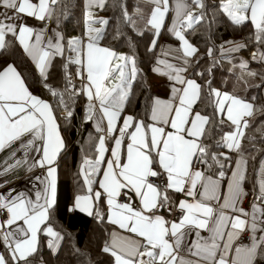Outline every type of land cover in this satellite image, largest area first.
Returning a JSON list of instances; mask_svg holds the SVG:
<instances>
[{"label": "snow or ice", "instance_id": "1", "mask_svg": "<svg viewBox=\"0 0 264 264\" xmlns=\"http://www.w3.org/2000/svg\"><path fill=\"white\" fill-rule=\"evenodd\" d=\"M147 2L152 5L149 12L138 9L136 15L143 20L139 34L152 33L148 51L158 48L170 15L167 31L179 46L159 48L152 71L167 78L170 92L168 98H150L144 118L124 115L140 72L135 57L102 46L104 28L92 27L109 23L88 10L93 4L103 8L105 0H86L85 31L66 43L60 31L48 35L43 28L37 31L18 22L23 17L58 19V10L60 15L66 10L63 0H0L5 10L0 13V50L8 47L9 35L18 41L65 119L73 116L70 102L86 97V119L95 121L98 136L94 155L81 164L86 194L76 196L75 208L104 220L99 203L106 204V219L115 226L102 248L110 264H264V161L249 191L243 155V141L252 139L246 130L257 111L252 102L256 98L222 91L211 79L205 91L189 78L190 58L198 49L186 32L204 20V0ZM218 8L235 25L250 23L255 41L264 45V0H219ZM122 13L127 26L138 30L133 15L126 8ZM243 47L221 45L220 50L225 55ZM212 53L209 48L207 55ZM57 57L63 61L62 89L48 83ZM252 59L264 63V51L253 52ZM239 67L246 70L248 61L241 60ZM26 80L14 64L0 65V152L10 154L4 171L28 165V154L40 153L29 171L46 168V175L36 176L43 188L34 197L14 190L0 193V264H30L42 231L50 237L49 248L62 239L48 221L56 200L55 164L65 142L53 105L30 91ZM238 80L245 88L252 86L242 76ZM205 97L213 109L210 115L198 110ZM19 151L22 159H16ZM174 194L184 198L176 200Z\"/></svg>", "mask_w": 264, "mask_h": 264}, {"label": "trees", "instance_id": "2", "mask_svg": "<svg viewBox=\"0 0 264 264\" xmlns=\"http://www.w3.org/2000/svg\"><path fill=\"white\" fill-rule=\"evenodd\" d=\"M204 3L206 5L204 20L196 25L193 30L186 32V38L198 49L189 64V76L204 85L205 91H207V81L211 79L212 86L222 91L237 92L249 100L252 97L256 98L252 102L257 111L250 118V127L246 130L247 136L252 139L243 141V155L248 160L247 184L249 185L257 171L259 161L264 155V131H261L264 129V106L260 93L264 86V66L259 59L253 60L250 53L258 50L264 51V45L255 41L254 29L250 23L235 25L222 15L218 8L219 0H204ZM63 4L66 6L63 15H60L58 10V19L54 17L51 22L63 34L66 43L68 39L83 34L84 18L82 12H84V8L82 0H63ZM122 8H126L128 13L137 20L138 30L134 31L127 26L123 19ZM150 8L151 6L140 4L136 0H106L104 8L100 12L109 21L107 25L102 26L104 28L102 46L109 47L115 52L123 51L125 54L134 56L140 69L136 81L133 82L129 105L136 106L139 95L145 91L147 75L152 66L155 65V51H148L152 33L145 31L143 35L139 34L143 28V20L140 19L139 15H136L138 9L146 15ZM234 37L240 38L241 43L246 45L239 52L248 61L247 69L242 71L230 67L225 60H220L213 66L220 54L221 45L227 47L229 43L226 42ZM209 48L213 50L212 56L207 55ZM4 51L0 54V65L12 63L17 66L18 70L27 77L26 83L29 85L30 91L49 101L53 105L54 111L61 109L57 99L43 87L39 75L34 72L31 64L22 57L23 55L14 43L9 44L7 53ZM62 63L61 58H56L52 62L48 76V83L60 89L64 86ZM209 68L212 69L210 73L207 71ZM70 71L75 73V66H72ZM200 72H204V75H197ZM248 72H254L257 75L249 76ZM241 76L252 86L245 88L238 80ZM73 82L79 87L78 80ZM256 85L262 86L256 87ZM83 103L82 95L75 97L74 103L70 102L73 116L69 119L57 117V124L65 134L67 142V148L62 155V160L67 161V163L63 165V173L61 172L57 179L56 204L53 209L55 221L62 226L63 241L55 254L50 253L44 247L42 249L39 247L31 257L30 264H110L108 255L102 251L109 232L108 225L96 216L83 215L76 210H69L73 200L74 186H79L83 191L85 190L78 166L79 160L83 155L93 156V143L98 135L92 131L88 120L84 117ZM198 110H203L209 115L212 113L213 109L208 104L207 97L199 103ZM216 139H219L218 135ZM232 155L235 159L236 154Z\"/></svg>", "mask_w": 264, "mask_h": 264}, {"label": "crops", "instance_id": "3", "mask_svg": "<svg viewBox=\"0 0 264 264\" xmlns=\"http://www.w3.org/2000/svg\"><path fill=\"white\" fill-rule=\"evenodd\" d=\"M136 1H138L140 4H144V5L147 4V5L152 7V5L147 2V0H136ZM82 4H83V8H84L83 9L84 12H82V15H83L82 17L84 18L85 17V11H86V7H85L86 0H82ZM103 8H99L97 5L93 4L92 7L90 9H88V10L91 11L93 17H95V18H104V16H102L101 13H100V12H102ZM4 11H5L4 9L0 8V13H2ZM172 18H173L172 15L168 16L166 18L165 27L161 29V34H160V37H159V40H158V48L155 51V56L158 54L159 48L161 46L164 47L165 49H167L169 46H171L173 49H175L176 47L179 46V41L167 31V28L171 26ZM18 22L19 23H25L28 26L33 27L37 31H40L43 28V29H45L47 31L48 35H54V32H52L51 30H53V29L57 30L56 26L52 24L51 20L39 21V20H37L35 18H32V17H23ZM102 26L103 25H100V24L92 25V27H95V28H101ZM83 31H85V23H84V26H83ZM6 39L9 41V44L11 42L14 43L15 47L23 55L22 57H24L26 59V61H28L31 64V67L33 68L34 72L37 75H39L35 71L34 66H33V64L31 62V59L23 51V48L19 45L18 41H16L11 35H9ZM231 42L232 43H229V44L227 43L228 45L225 48H232L235 45H243L241 43L240 39L233 38L231 40ZM7 49H8V47L6 48V50L4 49L6 51V53H7ZM4 50H0V54L3 53ZM240 50H241V48L238 51L229 52V53H227L225 55H222L221 54V50H220L219 58H220V60L227 61V63H229L230 67H233L235 69L241 70L240 67H239L241 60H245V61H247V60H246L245 57H242L241 53L239 52ZM252 53L253 52H251V54ZM191 59L192 58H190V62H191ZM262 65L264 66V63H262ZM154 66L155 65H153L152 68ZM152 68L150 69L151 72L149 73V76H148V78L146 79V82H145L146 86H145L144 93L139 95V99L137 101L136 106L135 105H129V103H127L124 115L131 114V115L137 116L138 118H144L145 117V111H146V105L150 103V98H153V97L168 98L169 92H170V82L167 80V78L165 76L153 72ZM188 76H189V68H188ZM189 78H191V76H189ZM260 93H261L262 101H263L262 104L264 106V86H263V88H261ZM82 97H83V100H84L83 112L85 114L84 117L86 119L87 99L83 95H82ZM42 99H44V98H42ZM55 112H57V113H55L57 117L60 116L61 119L65 118L64 115H63V112H62V108L61 109H57V111H55ZM88 122H89L90 127L92 128V131L97 133L96 127H95V121H88ZM57 123H58V121H57ZM59 131H60V135L64 139L65 146L60 151V153L58 154V157H57V160H56V164H55V166L57 167V179L59 178L61 172L63 173V169H62L63 165L65 163H67V161L64 162L62 160L63 152L67 148V142H66V138H65L66 136L62 132L60 127H59ZM97 136H96V138H97ZM23 155L24 154H23L22 151L17 152L16 159H22ZM39 156H40V153L30 152L28 154V161H29L28 165H23L21 167L15 168V169L4 171L5 161H10V154H9V151H7V150H5L4 152H0V193H5L6 194L7 191L14 190L17 193L25 192V193L29 194L30 196L34 197L35 191L37 189H42L43 188V185L39 181H37L35 179L36 176H40L43 179L44 176L46 175V168L37 167V168H33L31 171H29V165L35 159H37ZM86 156L83 155L80 158L79 164H78L79 169L81 168L82 161H83V159ZM87 157H89V156H87ZM262 161H264V155L260 159V161H259L260 163H259L257 171L255 172L254 175L258 174L259 169H260V164H261ZM66 174H68V173H66ZM247 183H248V181H247ZM251 187H252V182L249 185L246 184V189L247 190L250 191ZM56 192H57V186H56ZM85 194H86V188L83 191L81 187H79V186L77 187L76 185L74 186L73 191H72L73 200H72L71 206H69V210L70 211L71 210H76L77 212H79V213H81L83 215H85V214L88 215V213L75 208V198H76V196L85 195ZM173 198L176 199V200H179V199H182L184 197H183L182 194H174ZM55 204H56V200H55V203H54L52 209L50 210V219L48 221V224L53 228L54 231L59 232L61 237H63L62 226H60L55 221L56 219L54 217L53 209H54ZM99 211H100V213L102 215L105 216L104 223H106L108 225V227H109V232L107 233V239H108L109 238V233L113 230V228L115 226L111 225L110 223H108V221L106 219V204L104 203L103 200H101V202L99 203ZM162 214H163V212H162ZM91 216H95V215H91ZM49 239H50V237L45 232L42 231L39 234V236H38V240H39L38 248L41 247V249H42L44 247V249L49 250L50 253L55 254L58 251L59 247L61 246L63 238L59 241V243H58V245H57V247L55 249L48 247V240ZM190 239H191V237H190ZM0 251H3L2 247H0ZM109 259H110L109 262H111V258L110 257H109Z\"/></svg>", "mask_w": 264, "mask_h": 264}, {"label": "rangeland", "instance_id": "4", "mask_svg": "<svg viewBox=\"0 0 264 264\" xmlns=\"http://www.w3.org/2000/svg\"><path fill=\"white\" fill-rule=\"evenodd\" d=\"M234 38H236V37H234ZM233 39V38H232ZM231 39V40H232ZM236 39H240V38H236ZM231 40H230V42H231ZM240 41H241V39H240ZM118 54H125L123 51H120V52H117ZM250 55L252 56V54L250 53ZM151 72V71H150ZM149 72V73H150ZM149 73H148V75H147V78H148V76H149Z\"/></svg>", "mask_w": 264, "mask_h": 264}, {"label": "built area", "instance_id": "5", "mask_svg": "<svg viewBox=\"0 0 264 264\" xmlns=\"http://www.w3.org/2000/svg\"><path fill=\"white\" fill-rule=\"evenodd\" d=\"M217 60H218V59H217ZM218 61H219V60H218ZM247 204H248V201H245V206H247ZM163 214L166 215V216L168 215L166 211H163Z\"/></svg>", "mask_w": 264, "mask_h": 264}]
</instances>
